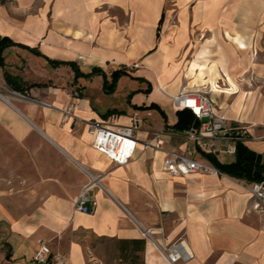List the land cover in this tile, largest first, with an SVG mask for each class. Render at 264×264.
Returning a JSON list of instances; mask_svg holds the SVG:
<instances>
[{"label":"crops","instance_id":"0c3cea01","mask_svg":"<svg viewBox=\"0 0 264 264\" xmlns=\"http://www.w3.org/2000/svg\"><path fill=\"white\" fill-rule=\"evenodd\" d=\"M3 35L52 58L75 60L85 71L98 65L110 73L127 64L132 75L145 78V88L151 86L148 101L130 102H157L165 114L157 107L119 108L107 98L112 92L103 77L100 88H88L86 80L101 74L75 80L69 64L6 46L0 65V264H44L34 258L41 239L53 255H66V264H130L122 261L124 252L141 254L133 264H264V213L246 179L163 169L168 149L205 157L184 136L198 125L177 130L178 118L166 112L168 100L181 109L173 95L186 90L207 91L220 114L246 128L243 139H217V159L234 161L241 140L264 162V0H7L0 3ZM5 70L19 75L25 88L11 87ZM34 81L45 84L28 86ZM112 111L122 124L138 113V136L163 131L164 144H139L128 162H112L94 147L88 122ZM88 183L93 209L77 210L75 200ZM142 227L151 228L155 240L145 238ZM85 234L111 246L99 252ZM133 238H144V248L124 240ZM179 239L193 255L173 263L156 240L167 245Z\"/></svg>","mask_w":264,"mask_h":264},{"label":"built area","instance_id":"2783aa9c","mask_svg":"<svg viewBox=\"0 0 264 264\" xmlns=\"http://www.w3.org/2000/svg\"><path fill=\"white\" fill-rule=\"evenodd\" d=\"M3 86L0 82V87ZM11 92L12 94L24 96L21 91L12 90ZM2 93L3 91L0 88V94ZM73 95L79 96L78 88L73 89ZM183 98L186 100L185 102H182ZM173 99L178 108L190 107L200 118L198 126L184 131V136L195 142L197 150L213 153L216 148V141L220 137L243 139L246 136V128L243 125L232 123L227 116L217 111L215 103L207 91L186 90L173 95ZM73 106L74 104L71 102L65 111V116L72 113ZM118 117V113L112 111L107 116L88 120L94 147L105 153L112 162L117 164L128 162L135 155L139 144L154 149L161 148L164 144L163 131H154V135L150 139H142L138 136L137 133L142 120L138 113H134L131 116V121L127 124L119 123ZM163 169L173 175H186L191 172H221L207 158L195 157L192 153L176 149L165 151ZM90 186V183L85 184L79 192L75 200L77 210L93 209L89 206L91 197L87 194V189ZM248 188L252 196L259 198V202L264 207V179L249 182ZM141 234L145 238L155 240L151 228L142 227ZM156 242L170 262L176 263L181 259L186 260L193 255L184 239L173 241L167 245H163L158 240ZM34 258L44 264H66L68 261L66 255L60 253L53 255L49 242L44 239L40 240V246Z\"/></svg>","mask_w":264,"mask_h":264},{"label":"trees","instance_id":"16d2710c","mask_svg":"<svg viewBox=\"0 0 264 264\" xmlns=\"http://www.w3.org/2000/svg\"><path fill=\"white\" fill-rule=\"evenodd\" d=\"M7 0H0V3H4ZM164 18V14L162 15L160 19V24L162 23ZM160 24L158 27V37L160 36ZM20 45L25 48H28L32 52L42 55L47 58V60L53 64V65H59L61 63L69 64L74 72H75V80H78L79 77H91L95 74H101L103 76V86L107 91H114L116 88V82L118 78L123 74H131V67L127 64H122L121 66L113 69L110 73L105 71L101 66L94 65L90 70H83L80 65L75 60H63V59H57L52 58L45 53H43L37 46H30L28 44H25L23 42H17L13 40L10 36L3 35L0 37V65H5V57L3 54V50L8 45ZM5 79L7 83L15 88L22 90L25 88V85L23 84V80L19 75L13 74L9 72L8 70L4 71ZM134 77H137L138 79L144 80L145 78L140 75H132ZM45 84V82H39L34 81L28 86L33 85H42ZM151 89V86L146 88V91H149ZM133 106L138 108H144V107H157L160 109V111L165 114L164 109L158 104L157 102H152L150 105L145 104H133ZM109 112H106L104 115L107 116ZM178 113V119L177 121L172 125L173 128L177 130H185L189 128L192 124L199 125L200 124V118L195 114V112L190 107H183L181 109H177ZM238 144V156L234 161L231 162H222L219 159L215 157L213 153L204 152L205 157H207L214 165H216L221 172L228 173L232 176L246 179L248 182H252L255 180H262L264 179V173L261 171L264 168V162L260 161L259 154H256L255 152L249 150L246 148V146L242 145V141L239 140L237 142ZM126 242H134L136 246H138L140 249L144 248L145 245V239L144 238H133L131 240L124 239ZM123 248H126L124 246ZM141 257V254H135L134 256H130V254L124 252L122 254V261L129 260L133 264L132 261H137V258Z\"/></svg>","mask_w":264,"mask_h":264},{"label":"rangeland","instance_id":"374dc122","mask_svg":"<svg viewBox=\"0 0 264 264\" xmlns=\"http://www.w3.org/2000/svg\"><path fill=\"white\" fill-rule=\"evenodd\" d=\"M35 56H38L37 54ZM39 59H41L38 56ZM102 77L101 75H96L94 76L92 79L90 80H86V82L88 83V88H90V86L92 87H99V82L102 83ZM146 82H144L141 79H138L137 77L131 76L129 74H123L121 75L117 82H116V88L114 89V91H112V93H110V95H107V98L110 99V101L112 102L113 105H116L119 108H125L127 110H130V108L132 107V103L130 102L129 98L132 99L133 101H148V96L147 95V91H146ZM79 90V89H78ZM88 90V89H87ZM128 91H132L131 92V96H128ZM158 94H152V97H157ZM157 99V98H156ZM166 104V102H165ZM173 102H171V100L167 101V105H166V112L167 114L170 116V118L173 119H177L178 118V113L177 110L173 107ZM252 196V194H251ZM254 199H256L257 201V208L259 210H261L264 213V207L263 205L259 202V198H256L255 196H252ZM86 233V232H84ZM85 238H87V240L89 242H95L98 243L99 247H98V251L103 252V250L106 248H109L111 246L110 241H106V240H101L98 237L92 235V234H85ZM108 257V256H107Z\"/></svg>","mask_w":264,"mask_h":264},{"label":"bare ground","instance_id":"6f19581e","mask_svg":"<svg viewBox=\"0 0 264 264\" xmlns=\"http://www.w3.org/2000/svg\"><path fill=\"white\" fill-rule=\"evenodd\" d=\"M185 101H186V100L183 98V99H182V102H185Z\"/></svg>","mask_w":264,"mask_h":264}]
</instances>
